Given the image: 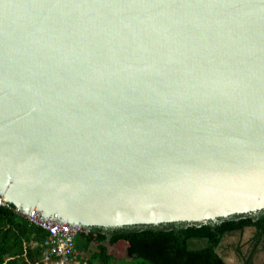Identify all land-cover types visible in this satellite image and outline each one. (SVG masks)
<instances>
[{"label": "water", "instance_id": "obj_1", "mask_svg": "<svg viewBox=\"0 0 264 264\" xmlns=\"http://www.w3.org/2000/svg\"><path fill=\"white\" fill-rule=\"evenodd\" d=\"M0 195L84 232L264 210V0H0Z\"/></svg>", "mask_w": 264, "mask_h": 264}, {"label": "trees", "instance_id": "obj_2", "mask_svg": "<svg viewBox=\"0 0 264 264\" xmlns=\"http://www.w3.org/2000/svg\"><path fill=\"white\" fill-rule=\"evenodd\" d=\"M258 216V217H257ZM232 215L206 223H167L158 226H127L104 230L91 228L75 237L78 251L91 245L87 264H116L104 248L126 243L125 259L117 264H226L216 248L225 234L255 226L264 233V211ZM45 232L11 210L0 208V264H34L41 259ZM199 241L198 245L194 244ZM252 255L244 264H250Z\"/></svg>", "mask_w": 264, "mask_h": 264}, {"label": "built area", "instance_id": "obj_3", "mask_svg": "<svg viewBox=\"0 0 264 264\" xmlns=\"http://www.w3.org/2000/svg\"><path fill=\"white\" fill-rule=\"evenodd\" d=\"M0 208L13 211L29 224L36 225L45 232L41 259L34 264H87L86 260L80 259L75 247V237L78 233L84 232L81 228L64 221L34 216L16 210L9 206L1 195Z\"/></svg>", "mask_w": 264, "mask_h": 264}, {"label": "rangeland", "instance_id": "obj_4", "mask_svg": "<svg viewBox=\"0 0 264 264\" xmlns=\"http://www.w3.org/2000/svg\"><path fill=\"white\" fill-rule=\"evenodd\" d=\"M251 233H252L251 227H247L244 229V231L240 235V237L243 239V242L247 241ZM238 239H239V234L236 233L225 235L218 247L217 250L218 253L224 258L227 264H239L238 258L231 247V245ZM104 248L114 259H117L116 261L117 263H123L122 260L125 259V249H126V243L124 241L111 243L107 239L106 242H104ZM95 249L96 246L92 243L91 245L84 247V249L78 251V255L80 256V259L85 261L87 256L90 255V253ZM254 261L255 264H264V252L262 250L257 251L256 255H254Z\"/></svg>", "mask_w": 264, "mask_h": 264}, {"label": "flooded vegetation", "instance_id": "obj_5", "mask_svg": "<svg viewBox=\"0 0 264 264\" xmlns=\"http://www.w3.org/2000/svg\"><path fill=\"white\" fill-rule=\"evenodd\" d=\"M261 211H264V210H261ZM258 213H259V211L254 212V213H249V214H252L253 216H257ZM247 227H251L252 228V233H251L250 237L247 239V241L243 242V239L240 237V235L242 234L244 229L247 228ZM105 230L107 231V230H111V229H105ZM235 233L239 234V239L237 241H235L231 245V247H232L235 255L238 258V263L239 264H244L245 261L247 259H249V257L252 255V259H251L250 264H255L254 255H256L257 251H259V250H262L264 252V233H261V232L259 233V229L256 228L255 226H245L241 230H236V231L228 233V234H235ZM228 234H225V235H228ZM223 237H222V239H223ZM222 239H221V241H222ZM221 241L219 242V244H218V246L216 248V252H217L218 255H220V254L218 253L217 250H218V247H219ZM199 243H200L199 241H195L194 242V244H196V245H198ZM223 260H224V258H223ZM224 262L226 263L225 260H224Z\"/></svg>", "mask_w": 264, "mask_h": 264}]
</instances>
